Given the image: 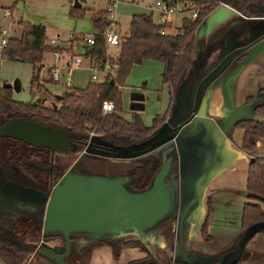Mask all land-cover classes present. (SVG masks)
<instances>
[{
	"label": "trees",
	"instance_id": "1",
	"mask_svg": "<svg viewBox=\"0 0 264 264\" xmlns=\"http://www.w3.org/2000/svg\"><path fill=\"white\" fill-rule=\"evenodd\" d=\"M162 1L173 3L180 0ZM188 1L198 7L197 17L190 19L183 16L174 33L160 35L159 26L153 23L150 15L132 14L127 32L118 44L115 56L117 68L112 73L104 75L102 80L89 81L82 88L67 87L60 98L54 99L57 104L55 108L14 100L10 88L0 87V125L11 119H28L64 131L71 147L67 151L68 163L72 159L75 160L83 147H86L87 151L91 149L107 153H117L120 152L119 149H126V152L140 149L136 146L152 136L163 118L156 115L152 118L151 124L146 126L136 112H131L129 120L119 116L120 92L118 88L123 85L131 67L147 60L159 62L162 65L161 83L168 86L172 100L180 82L193 67L195 60L194 30L206 13L214 6L224 4L247 18L264 17V0ZM82 14L83 9L80 7L71 6L69 9L71 16L79 17ZM92 37L93 43L83 46L82 57L102 64L105 60L102 35L95 33ZM44 38L45 31L42 25L24 22L19 36L7 38L0 58L40 65L43 52L51 49L45 44ZM243 57L244 55H237V62ZM36 79L37 68L31 74L29 86L35 89L43 88L37 84ZM43 90L47 97H51L46 89ZM102 101L111 102L112 110L102 113L100 110ZM232 126L242 130L240 149L243 152L252 150L258 138H264L263 89H258L255 95L244 99L232 121ZM55 153L56 151L45 147L0 136V169L3 174L14 177L12 171L17 169L27 177H44L45 193L63 175V167L54 161ZM174 156V151H171L167 158L174 161ZM158 168L159 162L155 157L146 155L143 163L135 165L130 170L132 177H140L143 180L134 181L129 191H140L149 187ZM243 193L246 202L243 203L240 212V233L251 224L264 223V210L255 203L259 202L264 205V158H253L248 161ZM169 216V213L164 215L146 230L159 229L169 219ZM199 232L204 239L210 240L206 231V216L199 227ZM45 238L48 237L45 236ZM100 239L107 243L112 241L106 237ZM214 263L216 264V261L210 264ZM237 263L238 261L234 264ZM172 264L185 263L179 260Z\"/></svg>",
	"mask_w": 264,
	"mask_h": 264
},
{
	"label": "crops",
	"instance_id": "2",
	"mask_svg": "<svg viewBox=\"0 0 264 264\" xmlns=\"http://www.w3.org/2000/svg\"><path fill=\"white\" fill-rule=\"evenodd\" d=\"M219 8L224 9V13L218 14V11L222 10ZM215 11L217 12L216 17L212 18ZM211 19L215 20L210 21L208 24V20ZM170 27H172V21L168 28ZM103 31L104 28L98 33L102 35ZM117 35L120 40L121 36L119 34ZM47 41H44L46 45ZM242 45H247V48L249 46L252 48L247 62L236 73L231 75L230 71L228 73L225 72V66L219 75L207 85L202 97L203 113L200 124L197 129L188 130L184 127L178 132L175 140L176 148L172 149L175 154L174 161L167 158V155L172 150L165 149L166 153L162 154L164 150L160 151L163 147L159 145V148L161 147L159 149V168L166 165L162 182L166 185L165 193L168 197V208L173 206V202L175 203L174 211L176 217L178 215L176 218L178 220L177 226L180 222L181 231L186 227V225H183V221L187 224L195 221L194 223L199 224L200 227L206 216V231L211 237L209 244L213 250L210 249L206 252L196 253L199 256L210 257L211 262L217 260V256H221L223 253L229 251L239 238L241 234L239 226L240 212L243 203L246 202L243 191L247 164L250 159L264 158V138H258L252 150L243 152L240 149L241 129L232 126L227 133L221 135V123L224 117L230 113L236 114L246 97L255 95L258 89L264 90V17L247 18L224 4L214 6L200 20L194 30V64L187 76L180 82L172 100L168 86L162 84L161 78H159L160 89L163 90L164 88L166 94V111L164 114H159L163 118L161 124L166 122L167 126L173 127L176 121L179 124L184 119L191 117L193 86L206 74L213 62L217 60L223 51L232 52ZM64 46H58V48L54 49L60 51L63 56H66ZM108 46L105 45L108 52L115 50V53L108 55L105 50V56L115 57L118 51V45H110L109 47L111 48H108ZM48 48L51 47L48 46ZM51 49L50 52L52 51ZM83 51L84 49H82L81 54H76L81 56V59H84L82 57ZM84 60L88 64V59L85 58ZM30 66L31 74L37 68V76L40 75L42 70L41 61L40 65ZM48 67L51 70V66ZM97 74L100 75V79L94 82L102 80V73ZM66 75L64 73L61 74L62 79L65 77V80L63 79L60 83L62 85V91L56 99L61 97L67 87H74L69 82H66ZM126 79L123 85L118 88L120 96L122 90L127 87ZM14 81L15 83L13 84L1 81L0 87L10 88L12 94L13 90H18L20 86H18L16 80ZM89 81H91L90 76L87 82ZM29 82L30 79L28 86ZM44 82L45 84L59 83V80L53 81L49 75L47 81ZM31 88L29 86V89ZM141 88L142 85L129 89V98L132 101V104L129 103L130 106L128 105L130 112L139 113L140 109H142L137 103L138 100L136 101L139 98ZM49 94L51 95L50 92ZM48 101L41 99L36 104L50 108L57 106L53 98ZM119 116L125 120H129L121 112H119ZM161 124H159L160 126L155 129L153 134L159 130ZM112 157L115 158L113 155L110 158ZM133 158L130 159L132 160ZM122 168H124L123 164L118 167V171ZM173 172L175 175L172 174ZM125 176L127 177L126 174ZM164 177L170 178L166 180ZM171 180L173 184H171ZM190 193L191 195L189 196L188 194ZM199 195L203 196L205 202L204 210L201 212V218L200 216L198 217L194 206L189 214L183 216L184 213L181 210L185 206L188 207ZM183 197H187L188 201L183 203ZM255 203L259 204L264 210L263 204L259 202ZM199 227L197 226V229ZM183 238L181 237V245L178 247V250L190 252L191 250L188 249H192L196 245L198 247L199 238L194 241L187 236ZM219 251L221 252L219 253ZM124 264L132 263L127 261ZM237 264H264V230L257 231L245 243Z\"/></svg>",
	"mask_w": 264,
	"mask_h": 264
},
{
	"label": "rangeland",
	"instance_id": "3",
	"mask_svg": "<svg viewBox=\"0 0 264 264\" xmlns=\"http://www.w3.org/2000/svg\"><path fill=\"white\" fill-rule=\"evenodd\" d=\"M118 1L119 2L115 6L108 9L109 5L107 0H84L79 6L83 9V14L79 17H75L69 15V9L72 6L73 0H0V37L19 36L24 22L40 24L44 27L45 31L44 41L46 42L49 39H53L57 46L65 45L64 51L67 56V53L69 55L81 54L84 46L82 41H80L81 38L86 35L90 36L98 33L103 28L104 31L109 29V32L119 34L121 39L123 34L127 32L128 20L132 14H148L153 23L158 25L155 13H151L149 10V7L154 4L155 0ZM4 9L10 11L11 15L9 18H4L2 16ZM224 11V9L219 10L218 14L224 13ZM216 13L217 12L215 11L212 18L216 17ZM183 16L188 17V13L183 12L171 17L172 27L167 29L169 33H174L175 28L180 25ZM212 20L214 21L215 19L208 20V24ZM71 33L76 36H74L71 46H67V37ZM108 48L111 47L108 46ZM105 50L108 55L115 53L114 49V51L108 52L105 47ZM61 59L56 61L52 52L49 50L44 51L41 57L42 70L36 79L37 84L44 86L40 89H35V87L29 89L28 81L31 77V66L26 63L0 58V82L5 81L13 84L15 83L14 80L17 81L18 86H20L18 90H13L11 94L12 98L17 101L37 103L40 102L41 99H45L47 102L52 98L53 100H56L57 96H59L62 91V85L60 83L63 79L65 80V77L62 79L61 76L64 72L62 69L64 67L63 60ZM239 62H237L236 56L231 58L226 64V69H224L225 72L228 73L229 71H232ZM52 64L62 67L58 69V71H60L59 83L45 84L44 81H47L50 75V69L48 66H51ZM161 71L162 65L159 62L152 60L143 61L140 64L131 67L126 79L127 87L122 90L120 96V112L126 119L131 116L128 107L129 103L132 104V101L129 98V89L136 86L140 87L141 85L143 89L141 88L139 98L136 99V101L138 100L137 103L142 108L140 111L138 110V115L143 124L148 126L151 124L154 116H159V114L165 113L166 94L164 88L163 90L160 89L159 83V74H161ZM90 73L87 61L80 59L78 67L74 69L72 68L66 75V82H69V84L74 87H83L89 80ZM96 76L97 79H100V75L97 74ZM43 89L50 92L51 97H47ZM169 142V140L164 142V145L166 146L160 150H164L162 151V154L166 153L165 149L172 150L176 148L174 142ZM148 146L149 144H140V149L132 150L137 153L132 160L130 158H119L115 155V158H110L114 153L106 155L98 153L100 151L96 152L91 149L86 152L84 151L86 148L83 147V150L81 151L83 157L80 158L75 166L73 165L74 167L70 170V173L76 175L126 177L124 172L127 169L143 163L145 156H143V153H139V151L147 149ZM156 147H159V145ZM147 151L149 152L150 150ZM160 151L158 150L157 154L153 155L156 157V160H159ZM64 160L67 161V159ZM72 161L73 159L70 163H72ZM121 164H123L124 168L118 171V167ZM118 173L124 175H119ZM172 174L175 175L174 172ZM170 182L173 184L172 180ZM4 188L9 191L3 193L1 190L2 188H0V198L4 199L3 202L7 204L6 207L11 206L17 209V213L13 217L15 219L14 225H16L15 227L18 229L20 226V220L25 217L22 208L28 207L29 209L30 207V213H32L33 207L31 206L33 204L31 203V206H28L27 202L22 198L23 196H19V194L24 193L23 191L18 190L17 195V189L10 188V185L5 187V183ZM32 193L33 192H30L31 200H33ZM188 195L190 196L191 193ZM188 195L186 196L188 197ZM24 196L27 197L26 195ZM187 197L182 198V200H184L183 203L188 201ZM174 204L175 203L173 202L172 207H175ZM193 206L196 208L198 217L200 216L201 218V212L205 207L203 196H197L188 207L185 206L182 210L184 213L183 216L189 214ZM35 207L36 210L34 209V213L37 211L38 205H35ZM169 214V219H167L159 229L153 231L144 229L146 226L141 227L140 229L125 228L121 231L106 232H83L72 230V232L76 234L75 238H78L80 237V234H83V238L86 237V239L82 241V238H78L77 240L74 239V241H72L73 238H71L68 242L71 256L68 255L67 264H124V262L127 261L133 264H139L140 262L147 264H172L173 261L180 257L176 254V249L181 245V237L183 238L185 236L191 238L193 241L199 238L198 247L196 245V247L188 249L191 250L190 252H192V254L198 255L196 252H206L210 249L213 250L212 246L209 244L211 241L204 239L200 235L199 229H197L199 224H195V221H192L189 224L183 221L182 223L184 226L186 225V227L181 231L180 222L177 226L178 220H176V218L178 215L176 217L174 210L169 211ZM104 237L112 240L109 241L110 244L101 241L102 239L100 238ZM220 252L221 251H219V253ZM221 256H217L218 259ZM1 264H3V261H1Z\"/></svg>",
	"mask_w": 264,
	"mask_h": 264
},
{
	"label": "water",
	"instance_id": "4",
	"mask_svg": "<svg viewBox=\"0 0 264 264\" xmlns=\"http://www.w3.org/2000/svg\"><path fill=\"white\" fill-rule=\"evenodd\" d=\"M83 1L73 0L72 6L79 7ZM251 51L250 46L247 48V45H242L235 51L221 53L206 74L193 86L191 117L184 119L179 124L176 121L173 127L167 126L166 122L162 123L157 132L141 143L149 144V146L139 153H143V156H153L161 147L166 146L164 142L169 140L175 143L178 132L184 127L188 130L197 129L203 113L202 97L207 85L219 75L231 58L244 55L238 65L230 71V75L236 73L247 62ZM235 117V113L224 117L221 123V135L227 133L232 127ZM0 136L45 147L56 152H66L71 148L64 131L28 119H11L4 122L0 125ZM157 145H161V147H156ZM119 150L120 152L114 153L113 156L133 158L137 155L134 151ZM98 153L109 154L103 151ZM165 170L166 165L160 167L154 174L149 187L140 191L127 190L123 186V181L117 178L119 176L76 175L65 172L46 196V209L43 215L45 223L61 228L65 238V251L62 254L51 256L55 263L64 264L63 258L69 250L66 234L71 230L106 232L121 231L125 228L140 229L145 226L144 229H146L168 214L169 211L174 210V207L168 208L166 185L162 182ZM261 229H264V223L249 225L241 233L233 247L218 259L217 264L237 262L245 243ZM59 249L58 246L51 247L53 252H58ZM176 254L184 263L207 264L211 262L209 257L194 255L191 252L178 249H176Z\"/></svg>",
	"mask_w": 264,
	"mask_h": 264
},
{
	"label": "flooded vegetation",
	"instance_id": "5",
	"mask_svg": "<svg viewBox=\"0 0 264 264\" xmlns=\"http://www.w3.org/2000/svg\"><path fill=\"white\" fill-rule=\"evenodd\" d=\"M82 150L79 151L72 163H68L67 151L56 152L54 154L55 163L63 167V175L65 172L70 173V170H72L80 158L83 157V153H81ZM64 159H67V161ZM157 161L159 162V160ZM130 170L131 168L127 169L125 172L121 171L126 173L127 177H117L123 181V186L127 190L132 189V183L134 181L143 180L140 179V177H132ZM15 171H12L14 177H8L3 174L0 169V188H2L1 190L3 193H7L9 190L4 188L5 183V187L10 185V188L17 189V195L18 190L23 191L24 193L19 194V196H23L22 198L27 202L28 206H31L30 204L32 203L33 205L31 207L33 208L32 213H30V207L29 209L28 207L22 208L25 217L20 220V226L16 229L13 216L16 215L17 209L11 206L6 207L7 204L3 202L4 199L0 198V264L1 261H3V264H56L51 256L62 254L65 251V238L61 228L45 223L43 215L46 209V196L63 175L59 177L50 190L45 193L46 184L44 177H27L19 170L15 169ZM169 178L170 177H164L166 180ZM30 192H33V200L30 199ZM35 205H38V207L37 211L34 213V209L36 210ZM75 235L76 234L71 230L66 234L67 241L69 242L71 237L73 238L72 241L78 238H82V241L86 239V237L83 238V234H80L78 238H75ZM45 236L48 238H45ZM53 246H58L60 248L59 251L53 252L51 250ZM69 251L70 250H68V254L63 258L64 264H67V258L68 255H70ZM39 255L43 256L40 257ZM177 260L179 261L180 257ZM215 261L217 264L218 259ZM139 264H142V262Z\"/></svg>",
	"mask_w": 264,
	"mask_h": 264
},
{
	"label": "built area",
	"instance_id": "6",
	"mask_svg": "<svg viewBox=\"0 0 264 264\" xmlns=\"http://www.w3.org/2000/svg\"><path fill=\"white\" fill-rule=\"evenodd\" d=\"M108 5L110 9L112 6H115L118 2V0H107ZM150 12H154L157 22H158V32L160 35H165L168 33L167 29L169 25L171 24V17L174 15H178L183 12L188 13V18L195 19L197 17V11L198 7L193 4V2L188 0H180L175 1L173 3H167L162 0H155L154 4L150 6L149 8ZM4 17H10V13L8 10L3 11ZM75 34H69L67 37V46H69L74 38ZM7 36H1L0 37V55L2 52L3 47L5 46L7 42ZM102 39L104 41V44L106 46H113L118 45L120 40L116 33H111L108 30L104 31L102 33ZM83 44L85 45H91L93 43V37L90 35L83 36L81 40ZM47 45L51 48H58L55 41L53 39H50L47 41ZM53 57L57 60H63L64 67H58L57 65L52 64L51 70H50V77L53 81H58L60 78V71L58 69L62 68L64 70V74H68L69 71L73 68H77L81 56L78 55H69L67 53V56H63L60 51L58 50H52ZM88 68L90 69V80L92 82L97 80V73H102V75H107L108 73H112L116 68L117 64L115 62L114 56H105V60L102 64H99L98 62L90 61L88 60ZM100 110L102 113H106L112 110V103L109 101H102L100 104Z\"/></svg>",
	"mask_w": 264,
	"mask_h": 264
}]
</instances>
